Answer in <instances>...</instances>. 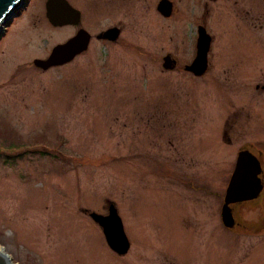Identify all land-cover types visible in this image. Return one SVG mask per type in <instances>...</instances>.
Masks as SVG:
<instances>
[{"label":"rangeland","instance_id":"obj_1","mask_svg":"<svg viewBox=\"0 0 264 264\" xmlns=\"http://www.w3.org/2000/svg\"><path fill=\"white\" fill-rule=\"evenodd\" d=\"M66 1L77 25L28 0L0 37V251L11 264H264V201L237 206L236 226L219 217L239 147L264 152V0H169L167 17L158 0ZM197 25L210 44L194 76L182 67ZM110 27L115 39L97 37ZM80 28L83 51L33 65ZM109 204L123 255L89 217Z\"/></svg>","mask_w":264,"mask_h":264},{"label":"water","instance_id":"obj_2","mask_svg":"<svg viewBox=\"0 0 264 264\" xmlns=\"http://www.w3.org/2000/svg\"><path fill=\"white\" fill-rule=\"evenodd\" d=\"M27 2L28 0H0V37L3 35L5 27L11 19L26 7ZM155 8L160 15L167 17L171 13V2L169 0H158ZM44 16L52 26L77 25L79 22V11L66 0H45ZM117 35L118 29L110 27L100 35L98 34L97 37L113 40ZM88 39V33L80 28L65 42L52 46L46 59L35 58L32 60V63L42 69L66 63L86 48ZM209 44L210 36L202 26L198 25L196 27L194 56L190 63L184 65L183 69L185 71L190 72L194 76H199L205 71L207 66L206 54ZM175 66L176 61L174 57L170 53H165L162 56L161 67L173 70ZM257 170L258 163L247 150L237 152L219 210V217L223 226L232 227L234 223L228 206L230 203L250 199L257 193L259 189L255 175ZM89 217L99 225L107 246L113 252L118 255H123L127 252L129 242L112 204H109L107 207L106 214L100 215L90 212ZM0 264H11L7 254L1 251Z\"/></svg>","mask_w":264,"mask_h":264},{"label":"flooded vegetation","instance_id":"obj_3","mask_svg":"<svg viewBox=\"0 0 264 264\" xmlns=\"http://www.w3.org/2000/svg\"><path fill=\"white\" fill-rule=\"evenodd\" d=\"M241 10H244V9H241ZM247 12L246 13L248 14V17H249L250 21L255 19L254 15L250 12V10H247ZM118 32H119V30H118ZM166 53H169V52H166ZM184 65H186V64H184ZM184 65H183V67H184ZM175 68H176V66H175ZM262 88H264V85H262ZM235 116H237V115H235ZM240 150H247L255 158V160L258 163V170H257L255 175H256V178H257V182L256 183H257V186H259V189H258L257 193L252 198L246 199V200H240V201H237V202L229 204L230 212H231V215H232L233 221H234L232 226H236V224H239V223H237L238 220H237V217H236L238 215L237 206H239L240 204H248V203H250L253 206H262L263 201H264V161H263L264 159L262 158V153L264 154V152L261 149L257 148L255 145H252L251 142H249V143L246 142L245 144L241 145L239 147V149L237 150V152L240 151ZM237 152H236V154H237ZM235 157H236V155H235ZM234 161H235V159H234ZM233 165H234V163H233Z\"/></svg>","mask_w":264,"mask_h":264}]
</instances>
